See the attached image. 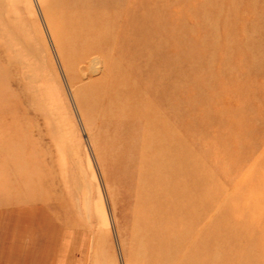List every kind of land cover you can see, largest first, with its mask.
<instances>
[{
    "label": "rangeland",
    "instance_id": "obj_1",
    "mask_svg": "<svg viewBox=\"0 0 264 264\" xmlns=\"http://www.w3.org/2000/svg\"><path fill=\"white\" fill-rule=\"evenodd\" d=\"M164 111L178 208L135 197ZM74 232L83 264H264V0H0V264Z\"/></svg>",
    "mask_w": 264,
    "mask_h": 264
},
{
    "label": "bare ground",
    "instance_id": "obj_2",
    "mask_svg": "<svg viewBox=\"0 0 264 264\" xmlns=\"http://www.w3.org/2000/svg\"><path fill=\"white\" fill-rule=\"evenodd\" d=\"M148 108H152L151 104ZM162 113L153 115L145 112L143 114L145 122L138 137L135 138L136 149L135 153L131 154L139 158V162L135 166L137 173L133 179H135L136 187H150L149 192H137L135 197L146 200L171 198L174 206L178 208V131L163 116L165 111ZM168 118L175 119V113H168ZM242 224L244 228L250 227L248 223ZM184 250L179 254V259L183 260L184 264L203 263L202 259H192L187 255L189 249Z\"/></svg>",
    "mask_w": 264,
    "mask_h": 264
},
{
    "label": "crops",
    "instance_id": "obj_3",
    "mask_svg": "<svg viewBox=\"0 0 264 264\" xmlns=\"http://www.w3.org/2000/svg\"><path fill=\"white\" fill-rule=\"evenodd\" d=\"M76 233H78V235H79L78 238H82V240H83V243L81 245L82 253H81V255L79 254L80 256L79 255L77 256V260L72 261L71 260V257H72L71 250H72V247H73L74 235ZM84 241H85V238H84V234L82 232H74L73 235H72L71 245H70L69 249H66L67 250V253H65L64 260H62V261H56V257H57V254L58 253L54 251V253H53V260H51V263L50 264H83V262H84L83 259L86 256V252H85L86 251V244L84 243Z\"/></svg>",
    "mask_w": 264,
    "mask_h": 264
}]
</instances>
